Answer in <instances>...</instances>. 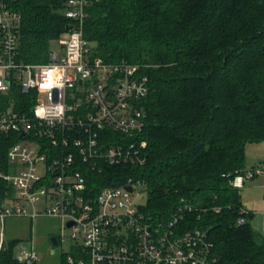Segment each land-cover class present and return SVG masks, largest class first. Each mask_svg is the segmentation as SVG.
Instances as JSON below:
<instances>
[{"label":"trees","instance_id":"1","mask_svg":"<svg viewBox=\"0 0 264 264\" xmlns=\"http://www.w3.org/2000/svg\"><path fill=\"white\" fill-rule=\"evenodd\" d=\"M64 2H17L21 61H48L53 43L74 22ZM87 11L84 36L93 54L139 65L149 86L138 103L144 127L132 136L145 142L144 163H82L92 194L133 177L146 194L140 209L160 219L182 207V226L207 232L215 264H264V235L233 184L248 171L247 145L264 141V0H100ZM0 99L4 106L33 104L18 87ZM121 137L109 130L102 141ZM21 139L0 132V172L8 170V151ZM12 192L0 177V201ZM17 241H6L0 264H23L14 256Z\"/></svg>","mask_w":264,"mask_h":264},{"label":"built area","instance_id":"2","mask_svg":"<svg viewBox=\"0 0 264 264\" xmlns=\"http://www.w3.org/2000/svg\"><path fill=\"white\" fill-rule=\"evenodd\" d=\"M18 1L0 0V95L18 87L32 95L33 104L28 109L14 103L4 106L0 99V132L22 137L8 151V170L0 172L13 187L0 201V256L7 241L6 218L43 214L62 220L56 237L63 244L71 239L64 253L67 264H215L207 232L182 226V207L160 219L140 209L146 202L141 201L146 194L140 180L130 177L97 195L88 188L84 162L99 166L101 161H145V142L137 143L132 136L144 127L138 103L149 93L147 78L138 74L137 64L95 56L84 36L87 8L100 0H65L64 13L74 22L66 36L54 42L48 61L39 63L18 58L23 23ZM109 130L123 137L103 142ZM261 172L256 168L239 174L233 184L242 187ZM65 228L71 229L70 237ZM260 231L264 235V222ZM14 256L23 264L40 260L33 238L28 245L18 240Z\"/></svg>","mask_w":264,"mask_h":264},{"label":"rangeland","instance_id":"3","mask_svg":"<svg viewBox=\"0 0 264 264\" xmlns=\"http://www.w3.org/2000/svg\"><path fill=\"white\" fill-rule=\"evenodd\" d=\"M57 46V43H53ZM246 167L248 170L262 169V172L254 178L246 179L245 184L240 187L244 207L254 213L252 224L260 230L263 223L264 213V141L249 143L246 149ZM261 165V166H260ZM141 190V188L139 187ZM145 195V194H144ZM142 203L146 201L144 198ZM260 219V222L258 219ZM257 220V222H256ZM0 222V232L2 231ZM63 228L62 220L58 217L40 215L34 219L26 216L8 217L4 221V234L6 240L18 239L25 245L33 238L40 260L38 264H61L63 254L69 250L71 239L65 244L54 245L52 236L59 237ZM64 233L70 237L71 229L65 228Z\"/></svg>","mask_w":264,"mask_h":264},{"label":"water","instance_id":"4","mask_svg":"<svg viewBox=\"0 0 264 264\" xmlns=\"http://www.w3.org/2000/svg\"><path fill=\"white\" fill-rule=\"evenodd\" d=\"M80 83H81V80H80ZM126 189L129 190V191H132L133 190V188L131 186H127ZM72 224H73L72 221H69L68 222V226H71ZM51 241L53 242L54 245H57L58 244V241H57V237L56 236H52L51 237Z\"/></svg>","mask_w":264,"mask_h":264},{"label":"crops","instance_id":"5","mask_svg":"<svg viewBox=\"0 0 264 264\" xmlns=\"http://www.w3.org/2000/svg\"><path fill=\"white\" fill-rule=\"evenodd\" d=\"M246 169L248 170V168L246 167ZM249 171V170H248ZM246 182V181H245ZM256 219H258L259 220V222H260V219L257 217ZM256 222H257V220H256ZM263 222H264V214H263ZM263 224V223H262ZM253 226H254V224H253ZM256 229H257V224H256V226H254Z\"/></svg>","mask_w":264,"mask_h":264}]
</instances>
